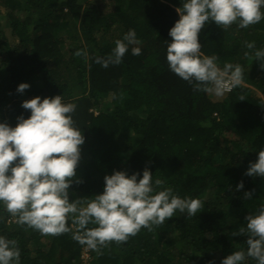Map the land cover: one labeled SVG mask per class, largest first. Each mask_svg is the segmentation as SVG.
I'll return each mask as SVG.
<instances>
[{
    "label": "trees",
    "instance_id": "trees-1",
    "mask_svg": "<svg viewBox=\"0 0 264 264\" xmlns=\"http://www.w3.org/2000/svg\"><path fill=\"white\" fill-rule=\"evenodd\" d=\"M0 7V121L15 126L21 114L30 115L22 102L38 95H62L77 105L72 115L85 143L70 200L103 192L105 175L115 170L142 175L149 168L165 187L203 202L195 216L177 210L151 230L97 249L74 238L72 214L69 231L42 234L0 202V235L17 241L19 264H85V252L86 264H221L247 249L248 233L233 232L264 204V178L246 175L264 148V68L255 57L264 48V19L248 27L213 20L201 29V55L215 57L221 68L243 69L241 83L214 99L213 91L168 67L169 30L181 0H0ZM129 29L141 43L130 45L118 64L97 63ZM133 46L140 55L131 53ZM22 82L30 87L19 92ZM244 264L256 261L246 257Z\"/></svg>",
    "mask_w": 264,
    "mask_h": 264
},
{
    "label": "clouds",
    "instance_id": "clouds-1",
    "mask_svg": "<svg viewBox=\"0 0 264 264\" xmlns=\"http://www.w3.org/2000/svg\"><path fill=\"white\" fill-rule=\"evenodd\" d=\"M177 7L179 19L169 30L166 59L169 69L194 87L223 95L229 82L239 85L243 69L239 64L218 66L213 56L201 55L199 33L206 22L220 26L238 22L248 27L264 19V0H181ZM135 29H129L107 57H96L103 67L118 64L130 45H139ZM255 42L246 47L254 48ZM141 47H131L133 55H140ZM76 55H81L77 51ZM262 61L264 48L255 50ZM30 84L22 82L17 91L23 92ZM30 115L21 114L15 126L0 121V202L6 210L42 234L58 235L69 231L66 220L71 215L79 231L74 238L97 249L110 241H126L146 227L163 224L178 211L195 216L203 202L199 198L181 197L166 180L153 178L149 168L142 175H129L115 170L105 175L104 191L94 196L70 200L69 188L76 178L85 136L72 113L77 105L65 102L62 95L35 96L22 102ZM246 175L264 178V148L258 158L250 162ZM244 187L243 181L236 185ZM245 197H252L251 191ZM246 228L234 231L238 236L247 232V249L235 250L221 260V264H244L252 257L256 264H264V204L257 214L247 216ZM89 224L96 225L88 227ZM84 254V253H83ZM20 249L15 239L0 235V264H19ZM209 264H214L210 261Z\"/></svg>",
    "mask_w": 264,
    "mask_h": 264
},
{
    "label": "rangeland",
    "instance_id": "rangeland-1",
    "mask_svg": "<svg viewBox=\"0 0 264 264\" xmlns=\"http://www.w3.org/2000/svg\"><path fill=\"white\" fill-rule=\"evenodd\" d=\"M0 10H3V7L2 8L0 7ZM67 29L68 28L64 27L61 30H59L60 31L59 32V35L60 36H65L66 33H67ZM30 82H31V84H34L36 86L37 84L40 83V80L39 79H34V81H30ZM219 97L221 98V97H223V95H216V94H214V96H213L214 99H219Z\"/></svg>",
    "mask_w": 264,
    "mask_h": 264
},
{
    "label": "built area",
    "instance_id": "built-area-1",
    "mask_svg": "<svg viewBox=\"0 0 264 264\" xmlns=\"http://www.w3.org/2000/svg\"><path fill=\"white\" fill-rule=\"evenodd\" d=\"M232 88H233V85L229 82V84H228V90L225 91V92H230V91L232 90ZM89 259H90V256H89L88 252H85V253L83 254V261L87 263V261H88ZM86 263H85V264H86Z\"/></svg>",
    "mask_w": 264,
    "mask_h": 264
}]
</instances>
